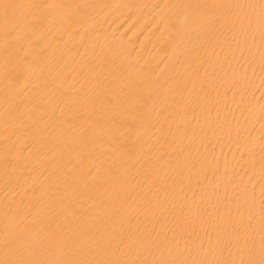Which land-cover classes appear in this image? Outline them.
Masks as SVG:
<instances>
[{
    "label": "bare ground",
    "instance_id": "6f19581e",
    "mask_svg": "<svg viewBox=\"0 0 264 264\" xmlns=\"http://www.w3.org/2000/svg\"><path fill=\"white\" fill-rule=\"evenodd\" d=\"M0 264H264V0H0Z\"/></svg>",
    "mask_w": 264,
    "mask_h": 264
}]
</instances>
